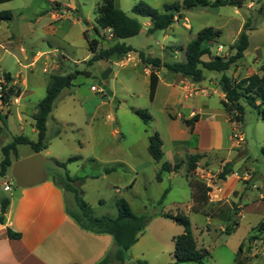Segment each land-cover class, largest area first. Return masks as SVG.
Masks as SVG:
<instances>
[{
    "label": "rangeland",
    "instance_id": "1",
    "mask_svg": "<svg viewBox=\"0 0 264 264\" xmlns=\"http://www.w3.org/2000/svg\"><path fill=\"white\" fill-rule=\"evenodd\" d=\"M173 1L181 3L183 0H116L124 12L143 25L140 35L121 43L149 57L160 58L163 63L184 62L187 46L197 34L205 28H214L222 36L212 44H204L203 48H213L212 57L229 58L234 54L233 48L244 25L249 23L250 47L245 58L225 75L241 80L254 74L255 68L260 71L264 67V0H242L243 7L195 8L183 13V19L168 30L155 34H148V23H151L148 18L132 12L140 2L162 12L163 6ZM100 4L101 0H14L0 5V12L10 11L13 14L12 21L0 23L1 79L4 73L21 77L25 81L24 86L21 81L15 85L23 93V103L37 104L46 96L51 75L55 72L62 75L76 71L86 73L78 76L73 88L69 89L76 98L64 100L63 94L57 100L47 126V145L58 162H66L72 157L81 158L69 164L67 172L70 176L84 179L79 185L95 215L116 218L120 199H125L136 214H185L192 223L198 246L210 253L204 264H235L237 249L248 236L243 254L252 255L248 261L250 264H264V232H251L264 218V201L261 199L264 195V120L243 101L247 108L241 127L246 135V145L230 156L221 152L224 158L232 161V166L236 165L234 172L241 180L247 177L245 182L237 184L247 205L243 217L235 215L243 209L241 203L235 204L232 200L228 202L222 198L217 207L203 205V199H216L222 190L218 175L222 172L223 158L206 156L199 161L196 171H190L192 151L189 148L195 145L185 142L189 138V130L179 117L186 119L193 110H201L199 114L205 118L224 121L220 87L222 74L204 70L205 80L198 87L192 85L194 82L191 79L190 83L183 85L179 82L169 85V80L176 76L161 68V85L156 100L151 101L150 75L137 53L89 65L91 52L88 40H99L104 47L112 44L110 33L102 31L96 23V11ZM95 29L99 30V34ZM220 45L225 47L222 53L217 51ZM21 48L32 54L28 61L24 60ZM47 52L55 55L50 63L47 58L52 54ZM209 60V56L203 58L205 62ZM27 64L30 68L24 69ZM45 68L47 73H43ZM107 69L110 72L105 75ZM103 80L107 82L105 85L112 97L105 92L92 91L93 86L101 89L99 83ZM183 86H188L187 92L200 93L186 98ZM134 109L146 110L152 117L151 122L145 124L134 114ZM19 115L26 118L14 106L8 114V121L5 120L6 124L0 120V165L4 159L2 148L15 137L33 138L30 127L24 134L21 132L23 122ZM156 132L164 142L161 163L153 160L148 152L149 140ZM34 154L30 146L22 145L18 147V155H12L11 159L14 164ZM164 162L180 163L181 168L178 173L167 174L163 182H158L156 177ZM11 170L8 178H0L1 201L18 190ZM46 170L47 174L56 171L51 164L46 165ZM250 182L256 187L249 186ZM167 189L169 193L160 204ZM194 189L198 191L196 205L192 200ZM238 195L235 193V196ZM236 208L239 210L236 211ZM229 219L239 223L232 235L222 231L229 225ZM174 227L171 233L163 232L177 236L183 233L182 226ZM250 237L253 238L251 242ZM160 239H155L145 259L140 262L173 263L174 244L164 234Z\"/></svg>",
    "mask_w": 264,
    "mask_h": 264
},
{
    "label": "trees",
    "instance_id": "2",
    "mask_svg": "<svg viewBox=\"0 0 264 264\" xmlns=\"http://www.w3.org/2000/svg\"><path fill=\"white\" fill-rule=\"evenodd\" d=\"M14 0H0V5L9 3ZM242 0H217L211 2V0H183L173 1L172 3H166L163 6V11L153 9L143 2L138 3L132 10V12L139 17L148 18L152 23V27L148 29V34H155L158 31H165L171 28L176 22L183 19V13L195 8H219L226 6L243 7ZM13 20V14L10 11L0 12V23L10 22ZM96 23L102 31H108L112 38V44L107 47L103 46V43L99 40H88L89 50L91 52V59L89 65L100 62L102 60L113 61L115 58H121L130 53H137L141 64L150 69V100L154 101L158 89L159 77L156 70L165 68L171 74L178 76L181 75L184 78L191 79L194 83H201L205 80L204 70L208 72H214L222 74L220 79V87L224 94V100L221 104L230 122L235 120L241 124L244 121L246 105L254 110L259 117L264 120V75H252L241 80H234L227 75L226 72L230 71L232 67L236 66L238 62L244 59L245 53L250 47V39L248 31L250 28L249 23H246L242 33L240 34L237 43L234 46L235 54L229 58L212 57L210 49L203 48L205 43H213L219 39L222 35L220 31L214 28H205L201 30L194 41H192L186 49L184 62L163 63L160 58H152L147 56L144 52H139L132 46H127L125 43H121L123 40H127L136 37L143 31L142 23L126 12H124L117 4L116 0H101L100 6L96 11ZM99 34V30L95 29ZM85 38L88 39L87 33ZM209 56L210 60L205 62L203 58ZM264 71V69H263ZM110 72V69L105 71V75ZM86 73L74 72L67 75H62L59 72H55L51 75V80L47 88L46 96L42 99L33 115L35 121V128L38 132L37 141H31L25 136H17L13 141L2 148L4 159L0 165V178L8 176L10 169L13 166L11 159L12 155H18V147L22 145L30 146L35 154L43 153L47 150V123L56 100L61 93L66 89H71L74 86V81L80 75ZM104 79H107L106 77ZM14 78L10 73L3 74V83L0 87V102L2 108H0V120L5 123L8 118L9 107L12 105L13 99L21 96V91L17 89L14 84ZM246 102V105L243 104ZM7 111V112H6ZM134 114L137 115L145 124H149L152 120L151 115L146 110L134 109ZM6 113V114H5ZM200 120V115L196 114L191 119H183L184 124L189 128L191 133V141L189 145L197 144V136L194 134V126ZM58 131L57 135H59ZM163 140L159 133H154L149 140L148 152L150 156L156 162L160 163L164 159L163 152ZM203 159L201 155L190 156V171L194 172L198 168L199 161ZM80 157H72L64 163H60L56 160L54 164L57 168L65 171L64 174L57 171L51 172L53 182L60 188L71 193L74 196L75 203L78 207V212L70 213L71 217L85 230L95 234H108L115 240L116 250L113 253H109L98 264H110L126 262L128 251L135 246L140 236L146 230L148 225L152 222L155 215H137L133 212L130 204L125 199H120L117 202L118 216L116 218L103 216L95 217L93 209L84 200L82 195L81 186L84 179L72 178L67 172L69 164L80 161ZM91 162H95L91 160ZM181 168L180 163L175 165L169 162L162 164L160 172L157 174V181L162 182V176L165 173H178ZM232 172V164L226 163L222 172L218 175V180H224ZM198 191H193V201L198 204ZM169 189H167L162 196L160 204H163ZM209 197L201 201L202 204H206ZM10 207V198H4L1 201V216L0 222L5 224V216ZM238 209H236L237 211ZM238 213H235L237 215ZM162 217L172 220L179 226L184 228V233L174 239V264H204L205 259L210 255L207 249L199 248L197 240L193 233L192 223L189 217L185 214H159ZM229 225L226 227L224 233L232 235L239 223L229 219ZM253 231L264 232V223H260ZM7 234L11 240H21L22 234L14 232L8 228ZM250 237L249 242L252 241ZM245 243H242L237 258L243 253ZM139 264H145L139 262Z\"/></svg>",
    "mask_w": 264,
    "mask_h": 264
},
{
    "label": "crops",
    "instance_id": "3",
    "mask_svg": "<svg viewBox=\"0 0 264 264\" xmlns=\"http://www.w3.org/2000/svg\"><path fill=\"white\" fill-rule=\"evenodd\" d=\"M54 17L56 18L57 15H54ZM148 26H150L151 28L152 23H148ZM250 30L251 29L249 28V31ZM233 51L235 54V50ZM21 52L23 54V58L25 61H28L32 57V54L30 55L27 54L24 48H21ZM47 54H52L51 56H49V58H47L49 60L48 63H50L52 57L53 56L55 57V55L52 52H47ZM240 62H238V64ZM23 68L29 69L30 64L24 65ZM144 69L150 75V69H146L145 67ZM263 69L264 67H262L260 71H257V69L255 68V73L252 75L258 74L263 76L264 75ZM161 71L162 69L156 70L157 75L159 77V84H158L155 100L157 98L158 90L161 85V77H160ZM12 77L15 80L14 84H18V82L21 81V84L24 86L25 81L21 80V77L13 76V75ZM169 81L171 82V84L169 85H174L175 82L176 83L179 82L181 83V85L191 82L189 78H184L181 75H178L174 79L172 78ZM2 83H3V78L1 79L0 77V87ZM102 83L105 85L107 82L103 80ZM192 85L198 87L199 83H193ZM187 88L188 86L186 87L183 86V90L186 91V98H188ZM70 91L71 90L67 89L61 93V95L64 94V100L76 98V96H73V94H71ZM198 93H200V91L195 92L194 96L197 95ZM222 96L223 99L222 98L221 99L224 100L223 92H222ZM23 99L24 96L22 93L20 97L13 100L12 105L9 107V111L11 112L14 106H16L17 110L26 116L27 119L26 118L24 119L22 117L20 118L19 115V119L21 120V122H23L22 123L23 126L21 127V132L24 134L27 130V127H30L31 133L33 134V138H29V137L27 138H29L31 141H37L38 132L35 128V121L33 119V115L36 112L39 103L37 104H32L29 102L23 103ZM0 108H2L1 104H0ZM200 111L201 110L198 111L193 110L191 112L190 117L186 118V119H191L196 114L200 115V120L194 126V134L197 136V144L196 146H193L189 149L190 151H192L191 152L192 155L198 154L203 156V158L212 155L214 157L218 156L219 158L220 157L223 158L221 159V167L223 170L224 165H226V163H232V161L230 159L224 158V153L221 152H227L228 155L230 156L232 155V153H234V151L238 150L234 147V142L231 134V128L233 129L232 123L227 118L226 113H225V120L220 121L217 118H205L204 116L199 114ZM179 118L185 119L184 116ZM172 121H176V120H172ZM191 137L192 136L189 130V138L185 140V142H189ZM245 139H246V135H245ZM245 145H246V141H245ZM48 149L49 146L47 150H45L42 154L51 159L54 158L57 161V158L53 157L52 154H50V152L48 151ZM60 163H64V162H60ZM176 163L177 162L170 164L175 165ZM53 167L56 169L57 172L59 173L62 172V169L57 168L55 164L53 165ZM235 167L236 165L232 166V172L224 180L221 181L220 184L222 186V190L220 194L216 195L215 197L216 199L209 198L208 202L205 205L207 206L213 205L214 207H217L218 203L221 202L222 198L225 200L227 199L228 202L232 200L233 202H235V204L241 203L240 206L243 209L236 215V217L242 218L245 209L247 208V205L244 204L242 200L243 196L242 194H240L238 190L239 187L237 184L239 182H245L247 178L245 176L244 180H241L238 174L234 172ZM167 174L171 176L176 173L163 174L162 182L165 178V175ZM71 177L78 178L77 176H71ZM6 178H8V176L2 179H6ZM249 186L256 187V185L251 182L249 183ZM235 193H238L239 195L235 196ZM70 195L72 196L71 199H69ZM82 195L85 200L86 198L84 196L85 193L83 190H82ZM9 198H10V207L5 216V224H2L0 222V264H98L109 253H113L116 250L115 240L111 235L95 234L90 231H87L83 229L71 217L69 212L70 213L78 212L76 210L78 207L75 203L74 196L71 193L65 191L64 189L58 187L53 182L51 174H48V179L45 183L26 189L18 188V190L15 191L14 194H11ZM261 199L262 201H264V195L261 196ZM192 200H193V192H192ZM117 213L119 214L118 210ZM196 213H201V212L196 211ZM137 215H143V214H137ZM0 216H1V200H0ZM94 216L103 217V216H97L95 215V213ZM262 221H264V218L262 219ZM262 221H260L259 224ZM259 224H257L251 229L252 233L253 230L256 227H258ZM175 225L178 224H176L172 220L162 217L159 214L155 216L152 222L148 225L146 230L140 236L138 243L128 251L126 262L124 264H139V262L142 261V259H145L146 253L148 252V249L152 246V243L156 241L155 239L157 238L160 239L163 234L164 237L170 239L171 243L174 244V250H175L174 239L180 235L177 236V234L174 235L165 234V232L171 233V229L175 228L174 227ZM8 228L12 229L14 232L21 233L22 234L21 240L9 239L7 234ZM164 230L166 231L163 232ZM222 231L224 232L225 229L222 228ZM156 235H159L160 238L157 237ZM247 238L244 240L243 243L246 242ZM240 246L238 247L236 252L235 264H250L248 261L252 255H250L249 253L247 255L242 253L237 258V253ZM243 252L245 253V250ZM253 252L254 253L256 252V248L253 249ZM172 262H173L172 264H174V256ZM110 264H120V263H110Z\"/></svg>",
    "mask_w": 264,
    "mask_h": 264
},
{
    "label": "water",
    "instance_id": "4",
    "mask_svg": "<svg viewBox=\"0 0 264 264\" xmlns=\"http://www.w3.org/2000/svg\"><path fill=\"white\" fill-rule=\"evenodd\" d=\"M99 85L106 95L112 97L106 85L102 82ZM47 164L54 165V161L45 157L42 153L15 162L11 168V176L16 186L20 189H26L45 183L48 179Z\"/></svg>",
    "mask_w": 264,
    "mask_h": 264
},
{
    "label": "built area",
    "instance_id": "5",
    "mask_svg": "<svg viewBox=\"0 0 264 264\" xmlns=\"http://www.w3.org/2000/svg\"><path fill=\"white\" fill-rule=\"evenodd\" d=\"M209 49H210V51L212 53L213 48H209ZM224 50H225V47L222 46V45H220L217 48V51L219 53L224 52ZM47 72H48V69L45 68L44 69V73H47ZM187 90H189V89H187ZM92 91H94L96 93H103V91L101 89H99V87H97V86H93L92 87ZM194 93L195 92H193V91H189V92H187V96L188 97H192L194 95ZM0 97H1V95H0ZM0 104H1V102H0ZM231 123H232V126H233L232 138H233V142H234V147L236 149H241L245 145V141H246L245 135H244V133L242 131V127H241L242 124L237 122L236 120L234 122H231Z\"/></svg>",
    "mask_w": 264,
    "mask_h": 264
}]
</instances>
